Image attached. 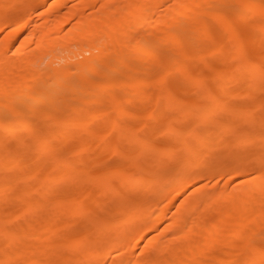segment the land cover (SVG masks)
<instances>
[{"label": "bare ground", "instance_id": "1", "mask_svg": "<svg viewBox=\"0 0 264 264\" xmlns=\"http://www.w3.org/2000/svg\"><path fill=\"white\" fill-rule=\"evenodd\" d=\"M67 1L0 0V33L5 32L0 39V115L5 114L4 118L0 116V264H55L58 260L61 264L72 260L74 264H92L98 257L110 258V264H199L197 258L202 256H210L207 264L232 260L264 264V248L258 244L264 234V98L255 105L257 116L254 109L240 110L229 77L222 71L236 64L232 75L244 85L239 98L264 95V0H74L64 11ZM134 1L138 2L128 12ZM46 3L48 8L44 7ZM12 7L19 8L9 11ZM37 12L45 15L44 22L33 23L32 16ZM242 17L249 21H240ZM71 19L74 23L62 35V25ZM244 29L249 34L242 35ZM26 30H30L29 35L21 37ZM205 36L207 46L200 41ZM219 41L215 51H207ZM72 42L78 45L77 50L70 48ZM185 43L187 51L176 50ZM65 46L68 53L58 55ZM12 47L13 57L8 55ZM41 55L51 56L44 69L35 66ZM179 59L184 64L175 67ZM215 61L219 63L217 69ZM56 62L59 67L53 68ZM200 62L209 74L195 69ZM46 69L52 72L45 74ZM147 72L154 74L153 80L141 83L137 75ZM117 73L122 75L121 80L111 84L109 77ZM91 74L95 79H90ZM209 78L214 85L207 82ZM150 84L158 100L162 99L160 90L165 91L163 99L166 103L172 101L173 110L181 112L180 121L191 120L182 134L173 131L170 118L163 128V135L184 142V147L176 149L173 145L155 154L132 126L137 114L126 118L128 104L138 98L147 102L155 97L142 95L141 90ZM177 89L180 94L193 89V98L175 97ZM119 91L127 98L123 102L118 98L117 104ZM77 92L72 117L59 118L67 97ZM105 92L106 101L116 103V114L108 124L110 133L99 140L107 143L116 134L118 144L132 145L127 151L116 146L101 152L99 163L105 162L109 154H118L109 176L118 178L119 184L112 189L105 185L100 193L109 188L113 198L125 194L114 207L117 213L125 211V217L108 222L100 219L104 216L103 203L97 202L94 185V189L90 185L97 178L80 167L95 155L90 147L101 115L96 117L88 110L86 121H73L86 114L82 104L101 103L100 96ZM154 111L160 113L161 108ZM36 115L41 116V125L50 127L32 124ZM124 116L128 120L123 126ZM257 124L258 128L245 133L239 129ZM30 130L34 132L29 137L20 136ZM228 133L232 134L230 143L225 139ZM78 137V149L67 146V140ZM57 138L59 141L54 143ZM14 140L16 145H8ZM205 145H209L206 152ZM32 151L37 153L33 161L29 158ZM53 151L59 153L53 155ZM238 151L241 157L236 161L233 155ZM253 151L255 157L249 155ZM134 152L139 155L135 153L132 161ZM180 152L185 156L180 164L166 168L165 163ZM76 153L79 157L75 159ZM48 161L54 164L52 170ZM131 161L137 167L132 164L129 171ZM150 173L153 177L147 180L145 175ZM165 176L168 178L163 183ZM240 176L244 180L231 190L229 181ZM223 178L227 181L222 183ZM157 185L160 187L155 190ZM71 186L82 192L77 194L76 190L77 195L68 201L64 194ZM139 189L141 193L135 200L126 196ZM176 190H183V199L167 226L155 234L165 217L167 200L176 198ZM149 194L156 196L150 203ZM85 201L97 203L99 210L89 213ZM85 214L88 223L83 226ZM64 217L83 221L80 225L76 220L83 229L67 224L56 228L54 220ZM205 217L207 221L202 219ZM117 226L122 228L117 230ZM89 229L95 230L91 241ZM108 229L114 231L109 233ZM75 233L79 235L74 239ZM58 237L71 243L63 246L55 241ZM243 239L246 242L240 247ZM141 240L146 241L145 245L136 254L135 247ZM62 247L71 255L80 248H87V253L76 261L65 259L60 257ZM223 247L230 250L224 251Z\"/></svg>", "mask_w": 264, "mask_h": 264}, {"label": "rangeland", "instance_id": "2", "mask_svg": "<svg viewBox=\"0 0 264 264\" xmlns=\"http://www.w3.org/2000/svg\"><path fill=\"white\" fill-rule=\"evenodd\" d=\"M138 1H134L133 2V4H131L130 6H129V8H127L128 9V12L135 6V4L137 3ZM75 2H74V0H68L67 1V5L65 6V7H63V10L64 11H66L70 6H72L73 4H74ZM45 8H48L49 7V3H46L45 4V6H44ZM18 8L19 7H17L16 9H13V7L10 9L9 8V11H14L15 12V10H18ZM33 23H35L36 21L37 22H44V19H45V15L43 14H41L40 12H37V13H34L33 14ZM239 20L240 21H243V22H245V21H249V19H247V18H244V17H242V18H239ZM55 21L56 20H53L52 21V23H55ZM74 23V20L73 19H71V20H68L67 22H65L63 25H62V27H61V32H62V35H66L67 33H68V31H69V29H70V27L72 26V24ZM29 33H30V30H26V31H24L23 33H22V36L21 37H23V38H26L28 35H29ZM5 34V32H1L0 33V39L3 37V35ZM241 34L242 35H246V34H249V30L248 29H244L242 32H241ZM197 36H199L198 34H196ZM196 36V37H197ZM203 36V35H202ZM22 38V39H23ZM202 40V41H201ZM200 41L201 42H204V43H206L204 46H207V44L209 43V41H208V37H203L202 39L200 38ZM222 41H219V43L217 42L216 44H213V45H211V46H209V47H207V51L208 52H212V51H215L217 48H218V46L220 45V43H221ZM171 44V43H170ZM152 45H153V43H152ZM154 47V46H153ZM152 46H151V48H153ZM167 47H169V45H167L165 48H164V50H166L167 51ZM175 47V46H174ZM34 48V47H33ZM70 48L71 49H74V50H77L78 49V45L75 43V42H72V43H70ZM69 48V49H70ZM167 48V49H166ZM31 49V48H30ZM162 49V48H161ZM172 49H173V47H172ZM189 48H188V44H183L182 46H178V47H176V50L177 51H187ZM59 50V49H58ZM151 50V49H150ZM163 49L161 50V51H164ZM171 49H169L168 51V53H170L171 51H170ZM14 51H15V48L14 47H12L11 49H9L8 50V55L9 56H14ZM159 51V50H158ZM174 51H175V49H174ZM160 52V51H159ZM158 52V53H159ZM165 52V51H164ZM68 53V49L66 48V46H65V48L64 47H61V49L57 52V54L59 55H64V54H67ZM166 53V52H165ZM162 54H164L163 52H162ZM86 55L88 56V55H90L89 53H86ZM227 55V53H225V54H223V57H225ZM196 56H198V54L196 55ZM80 57V59H83V57L82 56H79ZM165 58H166V56H165ZM75 60H76V58H74ZM51 60V56L50 55H41L37 60H36V64H35V66H40L41 68H45L46 67V65H47V63L49 62ZM166 60H167V58H166ZM64 62V60L63 61H61V63H63ZM181 64H184V61H183V59H179V60H177L175 63H174V66L175 67H178L179 65H181ZM214 68L215 69H217V67H218V65H219V63H217V61H215L214 63ZM236 64H229L228 66H226L222 71H223V73L225 74V75H227L228 77H229V80H230V85H232V88H233V98H235V100L237 101L236 103V105L238 106V108L240 109V110H242V111H245V110H248L249 108H251V109H254V111H253V113H254V115L255 116H257L258 115V111L259 110H257L256 108H255V105H257L256 103L258 102V101H260L261 100V98H264L263 96L264 95H261V94H259V95H254V96H252V97H243V98H239L238 97V95H241L242 94V92H243V84H242V82H241V80H237V78L235 77V76H233L232 74H233V72H234V70H235V68H236V66H235ZM55 67H59V62H56V63H54L53 64V68H55ZM71 67H73V65L71 66ZM198 72L200 71V72H204L205 74H209L210 73V71H209V69L208 68H206L205 67V65L203 64V63H198L197 64V66H196V68H195ZM44 72V71H43ZM48 72H52V70L51 69H46L45 70V74H47ZM178 77H180V79H181V76L180 75H178V74H176ZM154 76V74L152 75L151 73H145V74H139V75H137V79L138 80H140V82H141V80L143 81V83L144 82H146V81H152L153 80V77ZM90 79L91 80H93V79H95V75L93 74H91L90 76ZM121 77H122V75H120V73L118 74H111V76L109 77V82L111 83V84H116L117 82H119L120 80H121ZM137 79H136V81H137ZM178 80H179V78H178ZM207 82L208 83H210V84H212V85H214L213 83H214V81L213 80H211V78H209L208 80H207ZM142 83V82H141ZM140 83V84H141ZM152 83V82H151ZM149 86V85H148ZM153 86V85H152ZM152 86H151V84H150V86L148 87V88H146V87H144V90L142 91L141 90V92H142V95H144V96H149V94H150V96L152 97V96H155V97H152L151 98V100H149V101H141V99L142 100H146V99H143V98H141L140 99V101H138L139 100V98H138V100L136 101H133L132 103H130V104H128L127 106H126V118H128V117H130L131 118V114L132 113H135V114H137V117H136V119H135V121H134V123L132 124V126L133 125H135L136 126V128L135 129H138V135L140 136V138H141V140L143 141V142H148L151 146H152V151L154 150L155 152H153V153H155L156 154V152H158V151H162V150H165V149H167V148H170V147H172L173 145L175 146V148L177 149V148H180V147H182L183 145H185V143L184 142H180V141H175L172 137H168V136H165V135H163V128H164V125H165V123H166V119L167 118H170V125H171V127L173 128V131L174 132H176V133H180V134H182V133H185V131L186 130H188L189 129V127H190V125L192 124V122H191V120H185V121H180L181 119L179 118L180 117V111H175V110H173V106H172V101L170 102V103H166V101L163 99V95H164V93H165V91L162 89V90H160V92H159V96L160 97H162V99H160V100H158V99H156V95L157 94H155L154 93V90L155 89H153L152 88ZM181 88V87H180ZM179 87H178V89H180ZM178 89H177V93H178ZM119 90V89H118ZM192 91H190L189 93H187V94H180V93H178L177 94V96H175V97H177V98H179V97H181V98H186V99H189V98H193V89H191ZM91 93L93 92V90L92 91H90ZM118 92V91H117ZM139 93H140V89H139ZM65 94V92L62 94L64 97L66 96V95H64ZM118 94V93H117ZM107 95H108V93H103L100 97H101V99H100V102L101 103H98V104H95V105H91V104H82L81 105V108L82 109H84L85 111H86V114H84L82 117H78V118H74V120H73V118H70V121H71V119L73 120V121H75L74 123H76V121H78V122H82L83 120L84 121H86L87 120V117H88V115H87V111L88 110H90L89 112H91L92 113V111L94 112V114H95V116L96 117H98L99 115H101L100 117H99V119H97V122H98V125H96V127L94 128V139H93V142L91 143V147H90V149L93 151V150H95L94 152H95V155H93L92 157H90V158H88L87 160H86V163H85V165L83 166H80L81 168H86V170L87 169H89L88 171L90 172V174L92 175L91 177L93 178V177H95V178H97V180H96V182H94V184L92 183V184H90L89 182L90 181H88V184H86V186L88 187V185L90 184L91 185V188H95V198L97 199V202H100V203H103V214H104V216H103V214H102V216H103V218H101L100 217V219H104L105 218V221L106 220H108V221H113L114 219H116V218H123V217H125V211L124 212H115V209H114V207L115 206H117V205H119L120 204V201H121V199L123 198V197H125V194H123V195H121L120 197H118V198H113L112 196V193H111V189H112V187H115L116 185H118L119 184V179L118 178H115V177H111V176H109V174H110V171L115 167V164H116V161L119 159V157H118V154H113V155H111V154H109L108 156V158H107V160L105 161V162H103V163H99V161H100V159H101V152H102V150L104 149V148H108L109 150H112L113 148H115L116 146L117 147H119V148H124V150H129V149H131L132 148V145L130 144V143H126V144H124V145H121V144H118V142H117V139H118V136L116 135V134H114L110 139H109V141L107 142V143H105V142H102V141H100L99 139H101V137L102 136H104V135H107V134H109L110 133V127H108V124L111 122V120H113L114 119V117H115V112H114V109H115V107H116V103H114V102H107L106 101V99H108V97H107ZM121 94H120V91H119V97H117V104L119 103L118 101L119 100H121L122 102L123 101H125V99L127 98V94H122L121 96H120ZM140 95V94H139ZM183 95V96H182ZM79 96V94H78V92L77 93H75L74 95H71L70 97H67V100H66V103H65V105H64V108L62 109V111H60L59 113H58V117L59 118H69V116H71V114H72V110H73V105H75V103H77L76 102V99H77V97ZM215 96L216 97H221L220 95H219V93L218 92H215ZM64 97H62V99L64 98ZM139 97H141V95L139 96ZM143 97V96H142ZM118 98H119V100H118ZM144 98H146V97H144ZM148 98H150V97H148ZM106 101V102H105ZM201 102H204L203 100H201ZM47 105L48 104H43L42 105V107H47ZM115 106V107H114ZM166 106H168V108H166ZM252 106V107H251ZM157 107H160L161 108V112L160 113H157V112H155L154 110L155 109H157ZM153 112H155V113H153ZM2 118H4L5 117V114H1L0 115ZM147 116H149L150 117V120H151V122L149 123L147 120ZM72 117V116H71ZM148 117V118H149ZM124 118H125V116L123 117V120H122V124H123V126H124V124H126L125 122L128 120V119H126V120H124ZM134 120V119H133ZM132 120V121H133ZM73 121H72V123H73ZM39 123V122H41V116H39V115H36L34 118H32L31 119V123L32 124H35V123ZM40 124V127H42L43 129L45 128V129H47V128H49L50 126H46V125H44V124H42L41 125V123H39ZM121 124V125H122ZM256 125V124H255ZM134 126V127H135ZM254 127H259V125L257 124V126H249V125H242V126H240V130L242 131V132H244L245 133V131H249V130H251V129H253ZM258 130H260V129H258ZM34 132V130L33 131H27V132H22L21 134H20V136L21 137H24V138H26V137H29L32 133ZM231 138H232V134H227L226 136H225V139H226V142L227 143H230L231 142ZM59 141V138H57V139H55V141H54V143H57ZM18 142H17V140H14V141H9V143H8V145H16ZM81 145V139L78 137V138H73V139H69V140H67V146L68 147H70V148H74V149H78L79 148V146ZM184 147V146H183ZM204 148H203V151H205L206 152V150H207V148L209 147V145H205V146H203ZM223 150H225V151H227L228 150V148L226 147H224L223 148ZM151 151V152H152ZM137 152H139V151H137ZM137 152H134V153H132L131 155L133 156L135 153H136V156H138L139 154L137 153ZM57 153H59L58 151H53L51 154H53V155H56ZM140 153V152H139ZM152 153V154H153ZM138 154V155H137ZM251 157H255L256 155H257V153L256 152H250V154H249ZM4 156H5V154H4ZM131 156V157H132ZM234 159L236 160V161H239L240 160V157H241V153H240V151H238V152H236L234 155ZM79 157V153H76L75 155H74V158L76 159V158H78ZM183 157H185V156H183L182 154H181V152L180 153H178V155L171 161V162H169V163H165V166H166V168L167 167H171V166H177L178 164H180V162H181V160H182V158ZM29 158H30V160L31 161H33V160H35L36 158H37V153H36V151H32L31 152V154L29 155ZM136 158V157H135ZM131 160L132 161H135V159H134V156H133V158H131ZM131 161V162H132ZM130 162V163H131ZM133 164V165H132ZM135 164V162H132L131 164H128L127 165V167L129 168L131 165L133 166V167H137L136 165H134ZM142 164H144V165H146L147 164V161L146 162H142ZM47 166H48V168H49V170H52L53 168H54V164H53V162L52 161H48V163H47ZM131 166V167H132ZM131 167L129 168V171H130V169H131ZM135 168H133L132 170H133V172H135ZM88 172V173H89ZM251 176V175H250ZM249 176V177H250ZM145 177L147 178V180H150L152 177H153V174L152 173H150V174H146L145 175ZM169 177H171V176H169ZM168 178V176H165V178H163L162 179V182L164 183L165 182V180ZM244 180V178H242L241 176L240 177H236V178H234L232 181L230 180L229 181V184H230V187H231V190L235 187V185H237V186H239V184H240V182L241 181H243ZM94 181H95V179H94ZM227 181V179L226 178H223L222 179V183L223 182H226ZM214 181L212 180L210 183H213ZM94 185V186H93ZM105 185L106 186H108V187H110L111 189H109L108 188V190L107 191H105V192H103V193H100V189L104 186L105 187ZM93 186V187H92ZM160 186H161V184H160ZM159 185H157V187L155 188V190L156 189H159V187H160ZM86 187V188H87ZM90 187V186H89ZM91 188H89L88 190L90 191L91 190ZM93 188V189H94ZM80 189V190H79ZM76 190H77V194H78V192L79 191H81V188H79V187H77V186H75V187H72L71 186V188H69V189H67V191H66V193L64 194L65 196V199H67L68 201H69V198L70 197H73V196H75V195H77L76 194ZM92 191V190H91ZM94 191V190H93ZM183 191V190H182ZM181 190H176L175 191V196H176V198L173 200V201H168L167 200V202H168V205H167V207L166 208H164V210H163V215L165 216L164 217V219H163V221L161 222V224L157 227V229L154 231V233L156 234V233H161L162 231H163V229L167 226V224L169 223V219H170V217L172 216V214L176 211V207H177V205L181 202V199H183V196H182V192ZM82 192V191H81ZM190 192V190H187V193H189ZM80 193V192H79ZM93 193V192H92ZM141 193V189H139V190H134V191H131L130 193H127V195L126 196H128V198H130L131 200H132V198L135 200L136 198H137V196H139V194ZM122 197V198H121ZM136 197V198H135ZM155 198H156V196H153L152 194H149L148 195V198H147V202H152V201H154L155 200ZM124 199V198H123ZM86 202V201H85ZM81 203V202H80ZM87 203V202H86ZM83 204V203H82ZM85 204V203H84ZM88 204V206L87 207H89V209L88 208H86V206H85V208L86 209H88L89 211V213L90 212H92V211H97V210H99L98 209V207L99 206H97V203H93L92 204V202L91 203H87ZM86 204V205H87ZM100 208V207H99ZM89 213L87 214V216L89 215ZM92 214V213H91ZM90 214V215H91ZM85 217L81 220L84 224H83V226L85 225V218L87 217L86 216V214L84 215ZM91 216H88V218H90ZM74 218V219H73ZM73 218H71L70 220H67L68 218H66V220H65V217H64V219H62V218H60V219H56V220H54V222H53V224H54V226L57 228V227H59V226H63V225H71V226H69V227H72V226H78L77 225V221L80 223V220L78 219H75L76 217H73ZM88 218H86V220H88ZM108 218V219H107ZM204 221H207V219L208 218H202ZM77 220V221H76ZM105 221H103V222H105ZM108 221H106V222H108ZM81 222V223H82ZM81 223H80V225H81ZM86 223H88V222H86ZM101 224V223H100ZM78 226V227H80V228H82L83 226ZM122 225V224H121ZM125 226V225H124ZM74 227H73V229H74ZM75 227V229H77ZM88 227V226H87ZM86 227V228H87ZM119 227H121V226H119ZM118 226H117V230L119 229L120 230V228H119ZM90 228V227H89ZM92 228H94V227H92ZM91 228V229H92ZM110 228V227H109ZM114 228V227H113ZM122 228V227H121ZM83 229V228H82ZM115 230H116V228H114ZM105 230H107V229H105ZM112 230V229H111ZM108 231H109V233H112L113 231H110L109 229H108ZM108 231H104L105 233H108ZM95 232V230H88V233H89V239H88V241L90 240V239H92V236L93 235H95V234H93ZM108 233V234H109ZM91 234V235H90ZM93 234V235H92ZM78 235L79 234H76L75 233V235H73V237H74V239L75 238H77L78 237ZM170 237V235H168L167 236V238H169ZM78 239H80V238H78ZM55 241L57 242V243H61L63 246H65V245H69L70 243H71V240H69V239H59V237L57 238V239H55ZM77 241H79V240H77ZM91 241V240H90ZM263 241H264V234H263V239H262V243H258L259 245H261V247L262 248H264V243H263ZM145 240H141L140 241V243H139V245H137V247H135V251H136V254H138V253H140L143 249V246L145 245ZM245 242H246V240L245 239H243V240H241V241H239V246L241 247V246H244V244H245ZM103 246V245H102ZM102 246H99V249H101V248H103ZM63 248V250L62 249H60L61 251V253H60V257L61 258H65V259H67V258H74V260L75 259H77V258H83L84 256H85V254L87 253L86 251H87V248H80V249H77V251L73 254V255H71V253L70 252H68V250L66 249V247L64 248V247H62ZM224 248V247H223ZM223 248H222V250H223ZM104 249V248H103ZM230 250V248H228V247H226V248H224V251H229ZM221 251V249H219V252ZM224 251H221L222 253L224 252ZM99 252V251H98ZM101 253V252H100ZM58 256H59V254H58ZM202 256V255H201ZM206 256V255H205ZM200 257V256H199ZM210 256H208V257H204V256H202V257H200V258H197V262L199 263V264H207L209 261H210V258H209ZM58 259H59V257H58ZM110 258H99L98 257V259L97 260H95L92 264H110V262L108 261ZM73 261V260H72ZM67 262V263H65V264H74L73 262ZM76 261V260H75ZM74 261V262H75ZM241 260H232V261H227L226 263H224V264H239V262H240ZM57 264H61V262H59V260H58V262H56ZM55 263V264H56Z\"/></svg>", "mask_w": 264, "mask_h": 264}]
</instances>
